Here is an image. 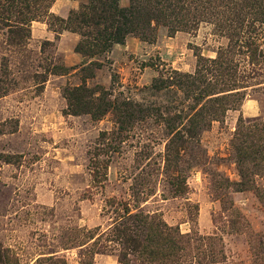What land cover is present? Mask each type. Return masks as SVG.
Masks as SVG:
<instances>
[{"label": "rangeland", "instance_id": "1", "mask_svg": "<svg viewBox=\"0 0 264 264\" xmlns=\"http://www.w3.org/2000/svg\"><path fill=\"white\" fill-rule=\"evenodd\" d=\"M0 264H264V0H0Z\"/></svg>", "mask_w": 264, "mask_h": 264}, {"label": "trees", "instance_id": "2", "mask_svg": "<svg viewBox=\"0 0 264 264\" xmlns=\"http://www.w3.org/2000/svg\"><path fill=\"white\" fill-rule=\"evenodd\" d=\"M123 35H124V32L123 30H121L120 27H117L115 29V31H113L111 34H110V38L108 39L109 42H117V43H122L123 41Z\"/></svg>", "mask_w": 264, "mask_h": 264}]
</instances>
